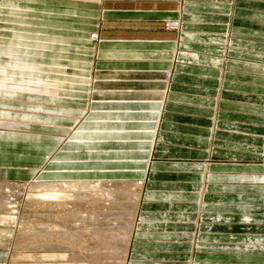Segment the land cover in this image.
<instances>
[{"label":"crops","instance_id":"obj_1","mask_svg":"<svg viewBox=\"0 0 264 264\" xmlns=\"http://www.w3.org/2000/svg\"><path fill=\"white\" fill-rule=\"evenodd\" d=\"M7 1L15 31L19 4L36 27L31 76L61 80L60 94L82 93L91 108L127 107L111 123L150 131L161 157L150 186L173 191L139 197L125 263L174 264V252L176 264H264V0ZM170 20L177 32L165 28ZM21 168L1 169L0 180L33 172ZM158 199L168 208L149 202Z\"/></svg>","mask_w":264,"mask_h":264},{"label":"rangeland","instance_id":"obj_2","mask_svg":"<svg viewBox=\"0 0 264 264\" xmlns=\"http://www.w3.org/2000/svg\"><path fill=\"white\" fill-rule=\"evenodd\" d=\"M10 6L7 0H0V170L22 167L33 172L27 176L26 171H13L9 181L0 180L21 187V196L17 199V194L16 200L0 195V209L5 211L15 202L18 206L15 224H0V251L4 257L0 264H126L139 197L146 191H173L150 186L152 165L161 162L151 146L150 131L143 132L141 127L128 131L123 124L111 123L117 117L124 120L125 113L131 111L127 107L91 108L88 100H82V93L78 99L60 94L61 80L49 78L51 75L31 76L28 36L35 35L30 28L36 27L29 24L28 5L19 4L23 21L15 31L13 19H20ZM175 22L179 21L166 22L165 28L177 32L170 27ZM92 36L97 40V35ZM14 45L24 47L18 52ZM166 73L168 83L171 71ZM67 82L75 86L73 92H84L76 88L77 82ZM17 86H32L38 89L34 92L37 94L17 93ZM23 129L31 134L21 133ZM46 183L67 187L40 190L35 186ZM69 184L78 187L71 189ZM205 186L203 183L199 204ZM149 202L168 208V202L162 199ZM187 207L190 210L184 213H196L191 211L193 206ZM172 218L191 219L177 215ZM171 253L170 260L176 264L178 254Z\"/></svg>","mask_w":264,"mask_h":264},{"label":"bare ground","instance_id":"obj_3","mask_svg":"<svg viewBox=\"0 0 264 264\" xmlns=\"http://www.w3.org/2000/svg\"><path fill=\"white\" fill-rule=\"evenodd\" d=\"M174 26V28H173ZM171 28L173 29H178L179 27V22H177V26L175 25H172L170 26ZM172 74H168L167 76V79L170 81V77H171ZM2 184H0V195L1 196H5V197H2L4 199H7V200H10L9 198H13L15 199L14 197L19 194L18 197H16L17 199L20 198L21 196V187H18L19 184L17 183H13V182H0ZM37 189H40V190H48L54 186H61V187H67V184H64V185H60V184H42V185H35ZM70 188H77L78 185H73V184H69ZM72 186V187H71ZM82 186V184L80 185ZM83 187V186H82ZM16 200V199H15ZM10 203V201H9ZM5 211H8L9 214H6ZM5 211H4V208L3 209H0V224H3L4 226H11L13 224H15V221H16V215H17V212H18V206H17V203L15 202L12 203L11 205H8L6 206L5 208ZM3 233V232H2ZM0 235L1 232H0ZM0 238H2L0 236ZM3 240V239H1Z\"/></svg>","mask_w":264,"mask_h":264},{"label":"built area","instance_id":"obj_4","mask_svg":"<svg viewBox=\"0 0 264 264\" xmlns=\"http://www.w3.org/2000/svg\"><path fill=\"white\" fill-rule=\"evenodd\" d=\"M173 25L177 26V22H175ZM174 27V26H173ZM92 40H96V37L92 36Z\"/></svg>","mask_w":264,"mask_h":264}]
</instances>
